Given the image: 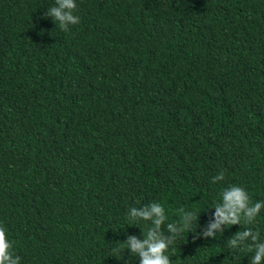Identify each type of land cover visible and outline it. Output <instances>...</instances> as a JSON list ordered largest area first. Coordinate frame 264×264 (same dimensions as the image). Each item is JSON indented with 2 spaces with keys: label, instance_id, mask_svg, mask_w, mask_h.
Wrapping results in <instances>:
<instances>
[{
  "label": "trees",
  "instance_id": "trees-1",
  "mask_svg": "<svg viewBox=\"0 0 264 264\" xmlns=\"http://www.w3.org/2000/svg\"><path fill=\"white\" fill-rule=\"evenodd\" d=\"M75 2L65 32L55 0H0V224L21 264H139L120 242L152 202L199 209L172 264H248L226 239L264 241V209L194 236L223 187L264 200V0Z\"/></svg>",
  "mask_w": 264,
  "mask_h": 264
},
{
  "label": "clouds",
  "instance_id": "clouds-1",
  "mask_svg": "<svg viewBox=\"0 0 264 264\" xmlns=\"http://www.w3.org/2000/svg\"><path fill=\"white\" fill-rule=\"evenodd\" d=\"M76 8L75 0H55L54 5L45 12V17H50L56 26L58 24L62 31L67 32L70 30L69 26L80 23V17L74 14ZM224 179V173L220 172L212 178V182L218 183ZM219 198L211 208L214 212L208 222L200 232L196 233L194 239L200 237L214 239L217 233L224 232L229 225H252L264 209V200L253 203L246 188L240 185L223 187L219 192ZM127 215L129 225L136 226L139 221L150 222L146 229L141 230L142 238L137 235H127V238L120 242L121 247L130 251L132 257L139 258V264H172L170 247L182 233L192 231L193 223L200 218L198 208L182 207L178 210V220L170 221L164 205L159 202H152L139 208L131 207ZM226 246L230 250H246L252 253L248 257V264H264V241L261 240L258 230H253L251 227L238 230L226 239ZM120 250L121 248L118 247L114 252L119 253ZM233 257L235 260L234 255ZM0 264H21V257L15 254L7 229L2 224H0Z\"/></svg>",
  "mask_w": 264,
  "mask_h": 264
}]
</instances>
